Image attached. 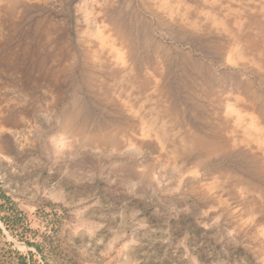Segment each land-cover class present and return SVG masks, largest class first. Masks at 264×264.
<instances>
[{
    "label": "rangeland",
    "instance_id": "374dc122",
    "mask_svg": "<svg viewBox=\"0 0 264 264\" xmlns=\"http://www.w3.org/2000/svg\"><path fill=\"white\" fill-rule=\"evenodd\" d=\"M0 264H264V0H0Z\"/></svg>",
    "mask_w": 264,
    "mask_h": 264
},
{
    "label": "bare ground",
    "instance_id": "6f19581e",
    "mask_svg": "<svg viewBox=\"0 0 264 264\" xmlns=\"http://www.w3.org/2000/svg\"><path fill=\"white\" fill-rule=\"evenodd\" d=\"M125 127L124 126H121V125H116V130L118 131H123ZM196 140L198 142L199 145H204L207 150L209 151H212V145H214V140L211 139V138H205V136H199V137H196Z\"/></svg>",
    "mask_w": 264,
    "mask_h": 264
}]
</instances>
